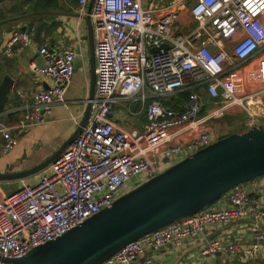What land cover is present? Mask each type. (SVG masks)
<instances>
[{
  "label": "built area",
  "instance_id": "built-area-1",
  "mask_svg": "<svg viewBox=\"0 0 264 264\" xmlns=\"http://www.w3.org/2000/svg\"><path fill=\"white\" fill-rule=\"evenodd\" d=\"M85 1L79 0L81 10ZM186 2L194 26L184 32L177 17L179 5ZM156 6H145L141 0L93 1L96 82L91 113L34 183L21 182L0 198V264H12L1 257H21L110 206L160 171L164 160L166 166L213 142L210 119L236 107L252 118L248 125L262 121L255 115L264 96V57L261 65H255V58L264 55V0H172L167 12L154 16ZM34 29V25L14 29L4 54L12 56L14 44L27 47ZM37 54L42 63L32 66L34 81L45 75L53 83L34 91L29 111L17 124L0 120L4 153L16 146L25 127L43 121L50 105L66 104L63 96L74 73L75 52L42 43ZM11 90L21 94L15 83ZM180 91L188 95L177 107L164 103L175 100ZM134 103L140 106L137 113ZM204 103L210 109L201 114ZM121 107L132 115L144 113L140 129H126L116 120ZM226 194L230 206H207L127 244L102 264H132L146 248L180 244L205 227L264 218V205L250 208L251 196L242 185ZM261 197L264 200V187ZM253 233L256 242L245 247L210 239L199 257L239 252L256 256L264 229L256 226ZM151 262L143 258L141 264Z\"/></svg>",
  "mask_w": 264,
  "mask_h": 264
},
{
  "label": "crops",
  "instance_id": "crops-1",
  "mask_svg": "<svg viewBox=\"0 0 264 264\" xmlns=\"http://www.w3.org/2000/svg\"><path fill=\"white\" fill-rule=\"evenodd\" d=\"M171 1L141 0L145 6L150 3H156L157 6L153 13L154 16L167 12L168 4ZM89 2L90 0H86L82 8L83 10H81L79 0H0V79L2 73L9 72L19 61L26 63L27 58L34 54L29 62L28 68L19 72L13 80V83L17 87H20L21 94L11 91L10 95H12L14 101L7 102L6 110L0 113L1 121L12 126L17 124L29 111L30 97L34 91L48 88L53 83L45 75H41L39 81H34L33 79L31 71L33 64L40 65L42 63L37 54L39 44L47 43L51 48L60 50L70 49L75 52L73 58L75 71L63 96L66 104L50 105V112L45 114L43 121L35 122L25 127L18 134L16 146L9 152L4 153L0 148V172L26 169L45 160L64 143L75 130L83 116L90 84L87 25L83 19V16L87 12ZM179 6L181 7L177 17L178 23L182 31L186 32L194 26V22L189 13L190 5L189 2H186ZM43 11L47 12L44 13ZM26 13L33 14L22 16L16 20L3 21L6 18L25 15ZM44 20L47 23L40 28L43 36L38 38V45L34 47V50H36L35 53L32 50V52L30 51L25 56H22L25 48L21 49L18 44H14L11 48L12 56L4 54L3 51L6 43L14 29L21 28L23 25H34L36 29L38 24ZM35 29L31 38L34 36ZM15 56L16 59L14 58ZM263 57L264 55L261 54L255 58V65H261ZM243 68L245 66L240 69ZM241 71L238 70L236 73ZM261 100L262 106L260 113L255 115V119L264 121V96ZM139 107L138 105L135 110L132 108L133 112H139ZM209 109L210 105L204 103L200 113L205 114ZM121 110L116 120L124 128L138 130L142 127V123L144 122L143 112L139 113L143 114L142 117H135L136 115L130 114L125 108L121 107ZM252 121V118L244 113L239 122L241 124L240 129L253 125H248ZM207 125L211 128L214 140L227 135L220 133L219 131L221 130L209 122H207ZM28 158H32L33 161L28 163L26 161ZM159 169L161 170L163 168L160 167ZM44 171L45 169L41 172ZM41 172L18 180V185L15 186L11 185V181L0 182V198L13 192L21 182L34 183ZM242 187L251 196L250 208L261 209L259 207L264 205V200L261 197V192L264 187V175L242 184ZM212 206H230L227 200V194H223ZM256 226L264 229V218L251 217L227 224H216L205 227L195 236L182 240L180 244H168L165 247L157 249L146 248L132 264H141L143 258H151V264H264V240L257 242L260 245L261 252L256 256H249L239 252L237 254L239 255L238 257L221 253L219 255L213 253L209 256L199 257V251L208 240L213 238L236 241L242 247L255 243L256 239L254 238L253 231Z\"/></svg>",
  "mask_w": 264,
  "mask_h": 264
},
{
  "label": "water",
  "instance_id": "water-1",
  "mask_svg": "<svg viewBox=\"0 0 264 264\" xmlns=\"http://www.w3.org/2000/svg\"><path fill=\"white\" fill-rule=\"evenodd\" d=\"M93 1L90 0L83 16L87 25L90 63V84L83 116L75 130L49 157L26 169L0 172V182H13L41 172L54 162L86 124L92 109L96 82L95 35L90 17ZM29 14L33 13L12 16L3 21L16 20ZM46 23L44 20L38 24L22 56L37 47L38 38L43 36L40 28ZM24 28L25 25L21 27ZM155 50L158 48L152 49ZM33 55L27 58L26 63L19 61L9 72L2 73L0 113L6 110L7 102L14 101L10 95L13 80L19 72L28 68ZM164 163H168V160H164ZM263 175L264 121H261L219 137L193 154L166 165L120 195L110 206L102 208L60 236L32 247L23 256L1 258L12 264H102L127 244L191 216L216 202L234 187Z\"/></svg>",
  "mask_w": 264,
  "mask_h": 264
},
{
  "label": "rangeland",
  "instance_id": "rangeland-1",
  "mask_svg": "<svg viewBox=\"0 0 264 264\" xmlns=\"http://www.w3.org/2000/svg\"><path fill=\"white\" fill-rule=\"evenodd\" d=\"M261 67V66H260ZM177 95L176 98L177 99ZM136 107H138V104L134 103L132 108L135 110ZM122 110H120L121 113ZM143 114H138L135 117H142ZM244 115L243 111H241L240 109L233 107L231 109H229V112H226L224 115H222L220 118H215V119H210L209 123L213 126H217L216 128H219L221 131H219L222 134H229L235 131H238L240 129V125L239 122L241 121L242 116ZM239 120V121H238ZM241 130V129H240ZM156 158L161 160V158L158 156V154H156ZM28 163H31L33 161L32 158H28L26 160ZM160 162H156V164H159ZM164 164L161 162V164L159 165V167L164 168ZM18 181V180H17ZM17 181H13L11 182L13 186L18 185ZM21 185V183L19 184V186ZM19 186H16L15 189H17ZM250 261V259H249Z\"/></svg>",
  "mask_w": 264,
  "mask_h": 264
},
{
  "label": "trees",
  "instance_id": "trees-1",
  "mask_svg": "<svg viewBox=\"0 0 264 264\" xmlns=\"http://www.w3.org/2000/svg\"><path fill=\"white\" fill-rule=\"evenodd\" d=\"M188 95V91H180L177 93V99L175 100H171V101H164L165 104H168V105H171V106H174V107H177V105L184 101L186 99ZM212 205V204H211Z\"/></svg>",
  "mask_w": 264,
  "mask_h": 264
}]
</instances>
